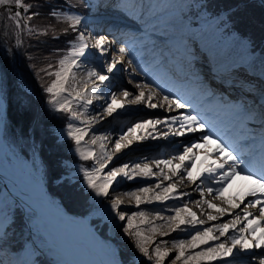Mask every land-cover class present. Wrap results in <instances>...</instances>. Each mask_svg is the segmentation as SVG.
Masks as SVG:
<instances>
[{"label": "snow or ice", "instance_id": "6c2138e0", "mask_svg": "<svg viewBox=\"0 0 264 264\" xmlns=\"http://www.w3.org/2000/svg\"><path fill=\"white\" fill-rule=\"evenodd\" d=\"M89 10L93 8H98L103 6L99 3H94L93 0H86ZM45 7V4L41 0H37L36 3L29 2V0H0V26L3 27V34L5 36L10 35L16 42V46L20 47L23 45L22 37L26 34L29 38H36L39 42V37L41 35L47 36L51 32L53 39H59V34H57L54 28L50 29L44 27L43 31H39L38 27L32 23L37 17L43 15L40 11ZM48 15L54 20H60L63 17L62 22L68 24V28L63 30V35H67L69 28L77 32V36L74 41H69L70 51L63 55V58L58 61V69L51 71L53 68L52 64H48L46 68H41L40 72L47 74L48 76L55 78L51 80L42 90L49 94V103L53 108L59 112L69 113L73 120H79L80 116L72 108L73 103L80 104L85 111L93 105V100L91 97L102 90L107 88L111 84V80L114 74L123 71V65L127 63L130 66V71L136 76H139L137 72V66L133 65V60H125V56L129 55L132 51L131 46H126V43H120L118 46L119 56H112L109 62H105V57L108 55L111 46L117 44L115 39H109L106 35H96L93 39V43H89L88 37L91 33L86 36L84 31L79 30V26L87 20V17L81 14H77V6L70 3V0H64L63 5L48 4ZM67 8V11L64 9ZM201 8L206 9L207 5H201ZM71 13V14H69ZM222 14H217V19L220 18ZM222 23H229L228 18H224ZM193 33L189 30L186 33H182L179 40L181 45L178 51L181 53V72L186 77H190L195 83L201 85V90L206 92L208 95L214 96V93L208 91L213 85L219 88H223L227 91L228 88L239 90L244 87L239 83V80L233 79L231 83L226 84L228 78L233 75L240 77L245 80L249 87L246 88V98L243 100H238V102L233 104V109L235 115L240 119L241 123H247L252 121H259L260 128L262 129L260 133L261 140V150L259 156V168L254 166V157L250 154L241 152L235 144L224 134L217 132L215 126L210 120L206 118L205 115L197 112L196 114H190L189 110H194L196 105L191 99L179 93L170 92L168 89H162L157 86L156 82H148L147 80H140L139 83L135 84L134 92H130L124 89L121 93L125 103L117 105L118 96L116 92H106L104 97L100 99L104 100L103 112L109 117L117 111V108L123 110L125 104L140 105L144 104L148 108H163L166 109L169 115H165L163 118L155 119H144L139 122L132 124L128 127L126 131L123 132L118 139H116L114 144L115 152H120L123 148H128L133 144V139L145 140L148 138L156 139L157 137L167 139L171 137H184L187 135H195L198 132L202 134L199 139L190 145H182L180 154L178 156H173L171 159L160 160L157 159L155 164L157 168L160 165H170L174 160H178L180 163L176 165L177 172L174 173L179 175L180 179H184L186 176L190 181L195 183L199 177H194L192 174V168L195 162V153L193 148L199 149L201 145L211 146L215 145V150L213 153H206V155H216L217 161L215 166H209L205 173V176L211 181H215L219 187H208V193L215 192L216 195L221 196L225 191V188L230 184L235 177L241 176L242 179L250 181V186H247L241 193L239 197L241 203L244 202V198L248 197L247 206L243 209V217L237 214L230 222L221 223L213 225L212 227H204L203 231L197 230V225H203L204 221L198 220L196 213L192 212L186 203H183V197L190 196L187 192H177L175 191V184H168L163 186L162 181H157L153 186L147 185L145 178L156 177L158 175H163L164 180H171L172 177L164 173L163 168H160L159 172H153L152 167L147 164L133 163L132 167H129L128 163H124L120 166H110L109 162L113 159V154L105 148V142L107 137L105 135H93L92 144L100 141L99 155L97 156L94 150L89 146L87 148L82 146V141L84 136L88 134V128H77L74 124L69 123L67 129V135L75 141V151L80 155V157L85 160L93 161L90 168L81 166L77 169V174L80 176V182L83 186L90 190V194L93 198H102L100 203H104L105 207L109 213V226H115L117 229H122L123 233L127 234V237H132L135 239V244L133 245V253L127 258H121L116 261L115 264H142L143 258H147L149 262H152L153 257L150 255V250L148 247L149 241L152 239L150 236H145L144 232L141 231L140 226L135 224L136 218H139L141 223L147 224L150 231L155 233L157 231V226L148 221L145 212L143 210H138L131 212L129 215L127 212L122 211V205L124 201L121 199L120 195H113V193L118 192L119 188L128 181H145V186L136 188L134 191H129L125 193L126 196L133 197L135 199V205L139 208L141 204L145 201L143 200L141 194L155 192V189L163 188V193L155 192V199L157 201L166 200H177L181 202V206L173 209L174 215L165 219V223L172 227V222L176 221L173 231L183 232L189 234V231H194L191 235L189 241L183 239L174 241V246L178 248V252L174 259L171 260V264H176V261L183 259L185 264L188 261H218L219 264H231V261H237L243 255L252 252L254 255V249L264 248V235L259 238L253 237L254 243H249L248 237L244 235L245 233L251 231L255 232V228L249 229L245 224L237 230L236 234L229 237L231 244L226 242H220V237L212 236L211 240L213 243L207 247H204L200 251H194L191 255H186V249H196L199 245H208V240L206 239L210 233L213 232V228L219 231L220 236H224L227 230L235 229L236 224L243 221H247L248 217L252 213L248 210L257 205L260 206V219L264 220V49L260 50L259 56L256 55V50L254 46L249 47V54L253 59H259L261 67V75L259 78L249 77L247 72L243 69L242 65H237L234 62L224 63L217 60L215 54L210 50L205 48L208 54L205 55L204 51H201L197 47H189L185 42L184 37L191 40ZM194 43V42H193ZM89 49H94L95 53L89 51ZM60 50H57L59 52ZM199 54L200 59L203 60V64L200 65L201 70H197V55ZM96 55L100 60L98 67H93L87 70V77L89 79L95 77L98 83L93 82L90 88H85L82 92L76 91L75 84H69V73H72L73 68L79 69L81 64V58H88L90 56ZM34 69L36 66L31 65ZM140 71H146L142 66ZM40 72H35L34 76H40ZM7 73L0 70V93L3 92L4 82L7 78ZM203 77V79L201 78ZM71 79L75 81V74L73 73ZM16 88L19 90L23 100L30 102L33 94V89L30 82L23 76V74L15 75L14 77ZM207 80V87L204 86V81ZM76 91V95H72V91ZM223 98V97H222ZM156 101L155 103L153 101ZM27 107L28 104H24ZM176 110L177 114H171L173 110ZM95 119V118H93ZM101 119L103 117L101 116ZM92 121H82V123L90 124ZM161 126V131H156V126ZM175 126V127H174ZM4 127L3 118L0 116V130ZM151 128V132L147 135L141 134L138 137H133V134L137 130H144ZM33 135H35L37 129H33ZM152 132H156L153 136ZM219 137V138H217ZM121 141H124L122 143ZM223 141V142H221ZM188 163L185 164V160ZM103 173V175H102ZM243 174V175H242ZM66 177L61 176L60 179L63 181ZM70 179V177L68 178ZM201 195L204 193V180H200V184L197 185ZM110 201L108 203H105ZM150 204L151 201H148ZM197 204L200 201H196ZM210 208H216L217 205L213 204L211 201H205ZM231 204L232 202L229 201ZM233 207L240 208V204H234ZM219 211L224 214L229 212V209L220 208ZM186 213L191 216V220H185L181 217V213ZM19 213V215H17ZM27 214V222L25 220ZM157 218L164 219L160 217L159 212H157ZM209 220H217L216 216L211 213L208 214ZM126 222L124 224L117 223ZM20 228L21 237L23 236V229L25 227L34 228L36 222L32 219L31 214L28 210L21 205L16 209V212L11 214L0 210V248L13 242L16 237L15 229ZM181 225H184L182 228ZM135 229V231H133ZM163 235H167L164 233ZM165 243V241H160L156 243L154 247L155 252V262L154 264H162L165 257L169 256L168 251H162L160 245ZM29 250L30 259L25 260L22 264H42L41 257L46 252V246L43 243L37 242L36 240L29 239ZM24 245H21L23 247ZM258 264H264V251L259 253Z\"/></svg>", "mask_w": 264, "mask_h": 264}, {"label": "bare ground", "instance_id": "6f19581e", "mask_svg": "<svg viewBox=\"0 0 264 264\" xmlns=\"http://www.w3.org/2000/svg\"><path fill=\"white\" fill-rule=\"evenodd\" d=\"M88 40H89L90 44L93 43V41H91L89 38H88ZM89 50L93 51L94 49H89ZM119 55L120 54L117 53L116 51H114V49L111 46V49H110L108 55L105 57V62H109L112 56H119ZM78 63H80V62H78ZM125 67L130 69V66L127 63H125L123 65V68H125ZM81 68H82V65L79 69L76 68V70L81 72V70H80ZM74 69L75 68L72 69V72L74 71ZM71 76H72L71 73H69V77H70L69 84L74 83L76 87L79 86L77 84L80 83V81L78 82V80L81 78L79 76L75 75V81H73L71 79ZM139 82H140V80H138L134 83L136 84ZM102 93L103 94L106 93L105 89L102 91ZM105 97H106V95H105ZM153 102L155 103L156 101L154 100ZM103 104H104V100L101 99V100H99L98 106H97V103H95L93 106H91L87 110V112L85 111V109L81 105H79L78 109L81 110L80 111L81 113L79 114L80 119L78 120V122L82 125L81 128L86 127L88 129H90L88 134L84 136L85 139H91V138H93V135L98 136L96 130H98V131L101 130L102 126H99V128L95 129L94 127L89 126L91 124L82 123V121H92L93 122L95 119L99 118L100 115L104 113L103 107H102ZM3 114H4V98L0 94V116H2ZM93 118H95V119H93ZM67 129H68V127L65 128V130H67ZM121 135L122 134H116V136H115V134H112L108 138L109 139L108 147L109 146L114 147L116 139H118L119 136H121ZM95 144L100 145V141H97ZM98 155H99V152L97 153V156ZM123 163H128L130 168L132 167L133 163H140V164L147 163L149 165H153L152 163H150V160H148V159H143V160L137 161V162L135 160H127V161H124ZM113 165L120 166V164H118V163L115 164V162L112 163L110 166H113ZM102 175H103V173H102ZM12 179H14V178H12ZM25 182H26V180H25ZM147 185L152 186L151 184H147ZM141 186H145V185H139V186H133V187H120L118 192L113 193V195H117V194L120 195L121 199L125 202L129 198L134 199L133 197L126 196L125 193H127L129 191H134L136 188L141 187ZM162 190H163L162 188L155 189V192L161 193ZM7 192L14 199H16L21 205H23L27 210H32L34 212V217H33L34 221H36L40 225V227H42L44 233L48 236V238L50 239V241L52 243H54V244L56 243L55 238H57L61 241L62 244L59 247L70 258V260L73 264H95L94 261L92 260V256L90 255V253L88 251V249L90 248L92 251L96 252V249L92 244V240L90 238H84L83 236L80 235V233H79L80 229L78 228V226L74 222V217L66 214L65 211L61 207H59L53 201H51L48 194L44 191V189H42V187L41 188H35L32 190H28L26 187H24V185H22V183L17 182L15 185L9 183V189ZM155 192L142 193L141 196L150 197V196L155 195ZM101 199L102 198H98V200H100V201H101ZM49 200L51 201V203H48ZM107 202H110V201H107ZM121 209H125L123 207V205H122ZM122 211H124V210H122ZM136 211H138V210H136ZM132 212H134V211H132ZM93 214L94 215L95 214H102L103 216L109 217V215H108L109 213H108L107 208L105 206H102V207H99L98 209H96L87 218H85V223L90 222V220L92 219L91 216ZM130 214H131V212H130ZM159 214H160V217H162L164 219L157 218V212L150 213V214L147 213V216L149 219L152 218L151 222L155 223L156 225H159L160 223H162L161 221L165 220L166 218L173 216L172 214L168 215V214H164V213H160V212H159ZM113 229H115V228H113ZM167 229H165V231ZM181 239H183L187 242L191 238H181ZM176 240H180V239H178V238L173 239L171 237V240H168V241H169V243H171V246H173V248L170 250L168 248V250H167L164 247L165 248L164 251H168L170 254L173 252H176V250L178 249L177 247L174 246V241H176ZM211 242H213V241H211ZM205 247H207V246H205ZM186 255H187V252H186ZM99 258H100V264H107V262L104 260L103 256L102 257L99 256ZM28 259H30V258L26 257V260H28ZM207 262H209V261L207 260ZM17 264H22V263L18 262Z\"/></svg>", "mask_w": 264, "mask_h": 264}, {"label": "rangeland", "instance_id": "374dc122", "mask_svg": "<svg viewBox=\"0 0 264 264\" xmlns=\"http://www.w3.org/2000/svg\"><path fill=\"white\" fill-rule=\"evenodd\" d=\"M79 81H81V79H79L78 80V82ZM80 83H78L77 85H79ZM103 91V90H102ZM79 105L80 104H77V108L79 107ZM101 117V116H100ZM99 117V118H100ZM13 151L15 152V154L19 157V164H18V167H21L22 168V173H25L26 172V174L28 175V178L30 179L29 181H31V182H29V184L30 185H36V184H41V182H42V165H41V162H40V159H39V157H38V155H35V154H33V159H35L34 160V162L32 163V164H30L29 162L27 163V161L25 162V160H24V158H22V156H21V152H20V150H16V149H13ZM11 162H12V160H10ZM17 167V170H19V168ZM17 177L19 178V179H22V181H24V183H26L25 182V180H24V178H23V176L21 175V173H20V171H18L17 172ZM22 177V178H21ZM33 178V179H32ZM30 185H28V186H30ZM94 201L96 202L97 201V199L96 198H94ZM131 202H135V200L134 201H131ZM13 207H12V205L11 204H9L7 207H5L4 209H3V211L4 212H8V211H10L11 209H12ZM133 209H136V208H130L129 210H127L126 212H132L131 210H133ZM121 210H124L125 211V209H121ZM133 211H136V210H133ZM33 217H34V215H33ZM73 217V216H72ZM135 222H137V223H139V224H137V225H139L140 226V229H141V231H143L144 232V235L145 236H150V237H152V239L149 241V244H148V247H149V249H150V255L153 257V260H152V262H149L148 260H147V258H143V259H145V260H147V264H154V262H155V252H154V247H155V245H156V243H159L160 241H165V243L163 244H161L160 245V247H161V250L162 251H164V249L166 248L167 250H168V248H169V250L170 249H172L173 248V246H171V243H169V241H168V239L164 236V237H162V235H163V233L165 232H167V233H169V232H171L170 230L172 229L169 225H167L166 223H165V221H161L162 223H160L159 225H156L155 223V225L157 226V231L155 232V233H153V232H151L150 231V229H149V227H147L144 223H141V221H140V219L139 218H136L135 219ZM134 222V223H135ZM117 223H120V222H117ZM164 223V224H163ZM112 227V226H111ZM114 227V226H113ZM173 227V226H172ZM116 228V227H115ZM159 228V229H158ZM168 228V229H167ZM88 230H89V228H87ZM164 229V230H163ZM165 229H167L166 231H165ZM133 231H135V229H133ZM159 231V232H158ZM95 236V239L96 240H98L102 245H103V247H104V250H105V252L108 254V255H110L111 256V259H110V261H112V262H116V261H119V258H118V254H117V251H118V249H117V246L115 245V243H113V241H111V240H109V239H103L102 241L101 240H99L98 239V235H97V233H95L94 234ZM114 235L115 236H119V237H127V234L126 233H123V231H122V229H118V231H115L114 232ZM184 238V237H183ZM128 239L131 241V243H133V245L135 244V239L134 238H132V237H128ZM173 239H177V238H173ZM210 241H212V240H210ZM37 242H40V243H42L43 241L41 240V239H38L37 240ZM166 244V245H165ZM168 245V246H167ZM133 247V246H132ZM165 247V248H164ZM53 252L54 253H57L58 254V256H61L60 254H59V252L58 251H56L55 249L53 250ZM177 252H178V249L176 250V254H177ZM190 254V253H189ZM174 257H175V253L173 252V253H171L169 256H167V257H165L164 258V260H163V262H162V264H171V260L172 259H174ZM190 261H192V260H190ZM210 262V261H209ZM181 263V262H180ZM180 263H178V264H180ZM177 264V263H176Z\"/></svg>", "mask_w": 264, "mask_h": 264}, {"label": "trees", "instance_id": "16d2710c", "mask_svg": "<svg viewBox=\"0 0 264 264\" xmlns=\"http://www.w3.org/2000/svg\"><path fill=\"white\" fill-rule=\"evenodd\" d=\"M56 158L57 157L54 156V159H56ZM75 199H76V201L74 200V203L76 204V202H77V204H79L83 200V196L82 195H77V197Z\"/></svg>", "mask_w": 264, "mask_h": 264}]
</instances>
